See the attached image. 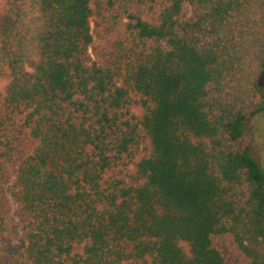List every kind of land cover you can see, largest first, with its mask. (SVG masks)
<instances>
[{
    "label": "trees",
    "instance_id": "obj_1",
    "mask_svg": "<svg viewBox=\"0 0 264 264\" xmlns=\"http://www.w3.org/2000/svg\"><path fill=\"white\" fill-rule=\"evenodd\" d=\"M1 79L0 264H264V0H6Z\"/></svg>",
    "mask_w": 264,
    "mask_h": 264
},
{
    "label": "rangeland",
    "instance_id": "obj_2",
    "mask_svg": "<svg viewBox=\"0 0 264 264\" xmlns=\"http://www.w3.org/2000/svg\"><path fill=\"white\" fill-rule=\"evenodd\" d=\"M6 0H0V17L5 10ZM100 28L96 19L92 20V31L97 38L98 30ZM100 47V42L96 39L95 43L90 49V54L95 59L96 52ZM8 81L5 79L0 80V91H4ZM237 148L250 149L252 156L256 159L259 165L264 170V118L259 117L252 120L246 129L244 137L238 142ZM13 210H16L15 204L11 203Z\"/></svg>",
    "mask_w": 264,
    "mask_h": 264
}]
</instances>
